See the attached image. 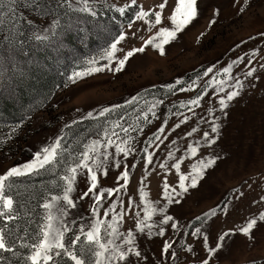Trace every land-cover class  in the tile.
I'll return each instance as SVG.
<instances>
[{"label":"rangeland","instance_id":"obj_1","mask_svg":"<svg viewBox=\"0 0 264 264\" xmlns=\"http://www.w3.org/2000/svg\"><path fill=\"white\" fill-rule=\"evenodd\" d=\"M9 3L10 0H0L2 16L10 17V25L17 26L21 16L27 17L36 25L30 28L31 35L53 38L59 56L65 50L77 62L88 64L96 60L97 66H104L109 63L103 57L111 44L120 41L116 55L123 57L144 46L160 29H171L169 18L177 0H167L163 10L159 6L165 0H87L95 14L101 7L122 14L131 9L135 14L102 50L109 25L81 17L74 22L75 42L86 50L90 46L100 50L92 58L85 54L78 57L81 52L68 49L63 41L66 35L58 34L57 17L39 15L38 0H18L14 13L8 11ZM68 5L81 11L84 0H68ZM141 11L160 12L161 24L150 26L145 22L153 21L154 16L138 19ZM2 20L7 28L0 35L5 37L10 28L5 18ZM88 27L96 40L89 47ZM9 65L7 57L0 58V86ZM87 67L73 71L46 106L2 133L0 175L14 167L22 168L44 147L57 139L62 141L67 126L78 120L95 119L90 130L77 132L71 146L82 159L88 146L96 142L104 152L110 138L113 143L107 146L108 158L96 172L94 191H119H113L111 196L104 191L99 204L92 193L81 198L91 181L86 169L77 170L69 194L75 206L65 204L64 193L55 195L60 198L57 207L66 209L61 221L67 228L63 239L66 246L81 235V228L87 232L101 221V237L115 239L124 251L134 249L124 261L117 259L111 264H264V220L259 219L264 214V0H197L196 18L164 45L163 55L149 45L143 53L130 58L121 72L105 70L72 83L73 74ZM249 71L253 74L246 76ZM232 91L239 94L222 110L219 101L226 100ZM117 145L130 149L127 156L116 152ZM208 160L214 163L203 169L197 186L178 195L180 175L189 178L185 181L187 186L196 174L193 169ZM88 163L92 166L91 160ZM177 163L179 171L174 167ZM125 171L126 181L119 179ZM165 184L171 203L165 198ZM47 203H52V198ZM146 205L155 211L140 232L137 225L144 220ZM168 216L172 219L164 223ZM114 217L118 237L105 232ZM252 219H257V225L249 239L240 229ZM147 225H151L150 230ZM129 232L134 243L126 245ZM224 233L232 235L225 238L219 251L210 255L209 249L217 247L218 238ZM169 244L171 247L165 252ZM77 245L70 248L79 255ZM80 258L89 264L90 254Z\"/></svg>","mask_w":264,"mask_h":264},{"label":"trees","instance_id":"obj_2","mask_svg":"<svg viewBox=\"0 0 264 264\" xmlns=\"http://www.w3.org/2000/svg\"><path fill=\"white\" fill-rule=\"evenodd\" d=\"M38 1L39 15L57 17L58 34L66 35L63 41L69 45L68 49L74 48L81 52L78 57L88 55L92 58L98 55L100 50L105 49L122 32V25L131 22L135 16L131 9L122 14L112 8L101 7L95 15H91L70 8L68 0ZM2 11L0 17L5 18L10 29L5 37L0 35V58L7 57V63L10 65L7 66L5 75L1 76L4 84L0 86V151L4 148L2 133L20 125L34 112L46 106L56 92L66 85L73 71L89 66V63L86 64L82 60H73L74 56L65 50H61L62 54L59 56L55 44L52 43L53 38L45 40L33 37L30 28H35L36 25L27 17L21 16L17 26L10 25V17L2 16ZM79 17L91 22L102 20L109 25V31L104 32V43L99 51L92 50L91 46L86 50L82 44L75 42L72 26ZM6 28L7 24L3 23L0 31ZM88 29L89 32L92 30L91 27ZM95 43V36L90 32L87 46ZM93 120L95 119L78 120L66 127L58 163L11 177L6 182L8 187L5 194L12 198L14 211L12 219L7 215L0 217L1 234L6 245L11 248V251H0V264H31L28 257L32 254V245L41 238L47 220V209L44 205L53 196L64 193V177L69 174L70 168L81 160V156H78L76 149L71 146V143H74L72 139L78 131L90 130L96 123ZM81 239L84 240L82 237ZM77 247L79 248L80 244ZM70 250L72 251V248ZM49 264L74 262L63 253L60 257L54 256Z\"/></svg>","mask_w":264,"mask_h":264},{"label":"snow or ice","instance_id":"obj_3","mask_svg":"<svg viewBox=\"0 0 264 264\" xmlns=\"http://www.w3.org/2000/svg\"><path fill=\"white\" fill-rule=\"evenodd\" d=\"M18 0H10L8 11L10 13L15 12V7ZM134 2V0H133ZM167 0H165V3H162L159 7L161 10L165 7ZM3 5L0 4V11H2ZM84 12H89L91 15H95V12H93L89 7L87 0H84V7L80 9ZM122 11V10H121ZM154 16L153 21L146 20V23H149L150 26L159 25L161 24V13H149L145 11H141L138 15V19H145L146 17ZM197 16V0H177L176 7L174 9L173 14L169 18L172 24V28H162L158 32L157 36H154L150 39H148L144 46L140 48L133 49L131 51H128L124 54L123 57H117V44L120 43V41H117L116 43L111 44L110 48L105 52L103 59L107 60L109 63L104 66H97V61L92 60L89 62V66L84 71H79L73 74L71 81L72 83H76L78 80L85 79L87 76L93 75L95 73H99L105 70L108 71H114V72H121L124 70L125 65L127 62L137 53H143L145 51V48L149 45L154 46L160 51V54H164V45L170 43L172 40L176 38V35L178 32H181L184 30L185 27H187ZM14 23V21H13ZM3 20L2 17H0V26H2ZM37 39H44V37L37 36ZM124 39L123 36H121L120 40L122 41ZM159 41V42H156ZM115 65L114 67L112 65ZM228 69H225V72H227ZM253 73L252 71H249L246 73V76H251ZM242 87V85L240 86ZM238 91H232L227 94L226 100L221 99L219 101L221 105V109L227 107V102L232 101L237 95ZM193 103H198V101H193ZM107 111V110H106ZM151 111V108L149 109ZM103 115V113H101ZM146 119V117H145ZM119 127V125H117ZM125 133L128 132V129H123ZM213 132L217 131L216 127L212 128ZM113 135H116L115 132H113ZM205 139H207V133L205 134ZM215 141L213 140L212 143ZM113 141L109 138L107 140V145H105V151L101 152L100 148L101 145L99 142H96L92 145H89L87 150L83 153L82 159L77 163L76 167H72L69 170V174L64 177L66 181V187L64 190V195L62 197L63 201L67 206L74 207L73 201L69 198V194L73 191V184L76 179V173L79 168H83L87 170V173L89 175L91 184L83 196L81 198L87 197L89 193H92L93 199L99 204L101 197L104 195V191L108 193L109 196L113 194V191L118 192L119 189H107L99 192L97 194L94 190L97 188V175L96 172L103 167V162L107 160V151L106 148L108 145H111ZM123 143H127V141H124ZM62 146L61 139L55 140L52 144H49L47 147H44L40 152H38L35 155L34 160L31 163L25 164L22 168H12L7 171L6 174L0 175V217L8 216L9 219H12V213L14 211L13 209V200L11 197H8L5 195L6 188L8 185L6 182L9 180V178L14 176H19L25 173H30L36 170L45 169L47 166H52L59 162V153ZM130 149L126 147H122L120 145L116 146V152L117 153H124L125 156H127ZM195 152V149L192 150ZM89 153H92L93 155H89ZM101 156L103 157V160H101ZM151 156L148 157V162L151 163ZM92 161V166L89 165L88 161ZM214 163L213 160H208L206 163L201 162V166L199 168H194L193 171L196 173L195 175L191 176L190 184L187 186L185 185V181L189 178L184 175H180L179 180L180 183L178 185L179 189L181 190L179 194H182L184 192L188 191V188H195L198 183V179L202 178V171L206 167H210ZM174 167L179 171V163L174 165ZM128 173L125 171L122 176L119 179L127 180ZM165 190V198L168 199L169 203L172 202V197L168 195V185H164ZM175 191V189H173ZM60 200L59 197L53 196L52 197V203H46L44 205L45 209L48 210L47 214V223L45 224L44 228L42 229V235L41 238L38 240L37 243L32 245V254L28 257V259L31 261V264H49L50 261H53V257H60L63 253H66L67 256L74 262V264H85V261L80 258L85 253L90 254L89 264H111L113 260H120L124 261L127 258V254L129 252H134L133 248H128L127 251H124L121 249L120 245L115 244V239H104L101 237V221H97L91 226V229L87 232L84 231L83 228H81V235L75 236L74 240L72 241L71 246H66L63 243L65 232L67 231L66 226L62 224V217L66 214V209L61 206L57 207V202ZM178 202V201H177ZM54 210V211H53ZM155 211V209L151 208V205H146L145 208V214H144V220L140 221L137 225V228L140 232L144 231V227L142 225L145 224V222L149 219H151L152 213ZM95 214V211H94ZM215 214L214 212L212 213ZM172 217L168 216L165 217L164 223H167L169 220H171ZM260 220H264V214H261L259 217ZM116 220L115 217L113 218V223L107 225L105 232L108 236L112 237H118L119 233L115 226ZM257 225V219L250 220L245 227L240 229V232L242 235L248 237L249 239H252V229ZM149 230L151 229V225H147ZM108 229H111L109 232ZM199 231V230H197ZM163 235V232L160 233ZM232 235V233H224L218 238V244L217 247L214 249H209V254H213L214 252L219 251L223 247V242L225 241V238ZM81 236L84 237V240L81 239ZM207 240V237H205ZM80 244V247L77 248V255L73 251L70 250V247H76L77 244ZM134 243L133 235L131 232L128 233L127 238L124 241V244L131 245ZM171 245H166L164 248V251L167 252L168 248H170ZM0 251H11V248L6 245L5 238L3 234H0ZM136 256H139V252L134 253ZM207 264V262H205Z\"/></svg>","mask_w":264,"mask_h":264}]
</instances>
